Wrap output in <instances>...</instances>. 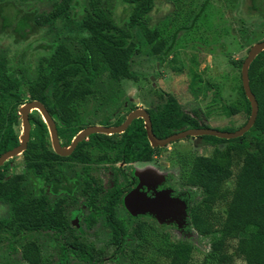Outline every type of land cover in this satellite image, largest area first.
I'll return each mask as SVG.
<instances>
[{
	"label": "trees",
	"instance_id": "trees-1",
	"mask_svg": "<svg viewBox=\"0 0 264 264\" xmlns=\"http://www.w3.org/2000/svg\"><path fill=\"white\" fill-rule=\"evenodd\" d=\"M208 3L209 0L202 3L189 27L178 31L190 30ZM154 4L155 0H0V156L19 145L14 127L20 123L19 108L30 101L44 105L55 122L62 146L70 145L87 126H107L106 107L121 94L115 85L139 77L130 68L140 48L134 28L142 29L150 51L160 64L168 61L174 47L176 32L166 47L160 31L150 26L149 15ZM118 7L128 11L126 18L116 16ZM178 62L179 56L173 54L168 61L172 72L181 70V65L174 66ZM241 65L242 61L236 63L239 69ZM248 78L258 105L254 124L233 140L200 137L214 146L228 142L235 146L223 150L215 147L210 156L194 158L184 178L185 185L198 188L201 203L206 207L225 204L226 216L220 219L215 218L219 212L208 215L199 204L192 203L188 210L190 225L199 236L220 235L212 240V252L207 255L206 264H234L236 260L264 264V50L250 64ZM204 86L218 96L220 88L209 82ZM237 92L239 98L227 110L231 116L238 113L245 116L240 129L246 124L251 108L242 85L237 87ZM87 99L94 100L95 105L87 111L90 119L86 126L87 121L81 116ZM134 109L130 105L127 113ZM99 112L102 117L96 118ZM147 114L153 134L159 139L174 134L172 128H208L184 114L172 97H168L163 107L147 110ZM123 119L120 117L117 124ZM29 123V141L21 153L26 161L25 172H5L15 157L0 166V202L8 210L6 217L0 215V240L3 231L13 238L28 237L23 256L34 259L39 256L40 248L32 236H50V232L63 235L68 225L64 205L69 199L73 204L78 199L75 195L80 194L88 208L97 207L95 201L100 191L88 169L69 170L68 161L80 160L85 146L102 152L101 158L109 157V150L115 151L113 160L125 162L150 161L159 148L149 145L143 121L137 119L118 140L117 135L108 140L107 135L92 134L90 145L81 142L70 156L61 157L51 149L49 133L40 115L30 113ZM238 129L229 127L222 131ZM231 178L233 188H225ZM114 195L111 203L102 208L115 205L120 192ZM107 197L103 199L106 201ZM193 200L192 195L190 201ZM102 224L111 229L112 240L129 239L123 218L106 216ZM137 231L142 232L141 226L134 232ZM222 232L235 241L234 246L224 243ZM186 248L180 244L170 264H184L185 256L182 260L179 257Z\"/></svg>",
	"mask_w": 264,
	"mask_h": 264
},
{
	"label": "rangeland",
	"instance_id": "rangeland-1",
	"mask_svg": "<svg viewBox=\"0 0 264 264\" xmlns=\"http://www.w3.org/2000/svg\"><path fill=\"white\" fill-rule=\"evenodd\" d=\"M204 1L155 0L154 8L149 15L150 26H155L160 31L166 40V47L171 44L173 34L177 33L172 52L168 55V61L173 54H177L179 62L174 66L180 67L181 65V70L172 72L168 61L163 64L158 63L157 56L150 51L142 29L135 27L134 36L139 42L140 48L133 56L130 68L139 77L136 80L124 79L115 85L121 94L115 103L107 105L105 113L111 118V122H114L118 117H124L130 105L135 107V110L156 109L163 107L168 97H172L180 106L181 111L195 119L199 126L204 125V127L222 131L229 127L238 129L243 124L245 116L242 113L231 116L228 114L227 108L239 98L237 87L241 85V75L236 63L240 61L243 63L250 48L254 44L264 41V0H209L193 27L188 31H178L191 25ZM127 13L128 11L125 12L123 7H118L115 10L119 19L126 18ZM206 82L220 88L219 97L211 90L207 91L204 86ZM93 101L87 99L85 107L82 109L84 112L81 117L82 120L87 121L86 126L87 119H90V114L88 115L87 111H90L95 105ZM31 113L42 117L38 111L33 110ZM101 115L102 113L99 112L95 117L101 118ZM14 129L20 137L23 133L21 119ZM228 146L234 147L235 143L228 142L214 146L200 137H188L158 149L156 158L149 165H145L156 176H160L158 172V167H161L160 162L168 163L171 167L163 172L160 171L163 176L174 175L177 182H174L175 190L172 194L185 196V199H182V204L186 209L177 218H170L165 222L157 217L152 220L156 231L152 230V233L155 231L153 233L155 236H151L150 239L169 250L166 257H172L171 252L177 246L176 242L189 241L193 245L196 243L197 246L211 245L214 237H220L219 234L199 236L196 229L190 225L187 217L188 208L192 203L199 204L208 215L212 212H219L220 214L215 218L220 219L226 216L225 204L219 203L206 207L204 203H201V194H199L198 188L185 185L184 178L194 158L208 157L215 147L223 150ZM231 156L233 157V152H231ZM25 162V157L20 154L6 167L5 172L7 174L23 173L25 172ZM140 165L133 164L131 167V172L134 175L142 171ZM236 167L232 170L234 173ZM178 177L181 179L180 183ZM224 186L232 189L233 178L228 180ZM133 194L131 192L126 197V204L124 203L126 209L129 208V199ZM191 194L194 195L193 202L188 199ZM1 205L4 206V204ZM1 213L4 216L7 215L4 209H1ZM211 221L216 220L211 219ZM3 235L9 240L7 231H3ZM221 235L226 238L224 243L235 245V241L231 240V237H227L226 233L222 232ZM32 237L40 244H45L49 240L45 235ZM27 240H29L28 237L23 238L22 242ZM48 251L49 249H46L45 256L48 255ZM230 252L228 250V253ZM204 253L205 250L200 252L198 249V252L193 254L194 258L191 264H201ZM168 262L167 260L163 264H168ZM234 264L245 263L236 260Z\"/></svg>",
	"mask_w": 264,
	"mask_h": 264
},
{
	"label": "flooded vegetation",
	"instance_id": "flooded-vegetation-1",
	"mask_svg": "<svg viewBox=\"0 0 264 264\" xmlns=\"http://www.w3.org/2000/svg\"><path fill=\"white\" fill-rule=\"evenodd\" d=\"M147 110L150 109H145L144 111L147 113ZM131 112L126 113L122 123L126 120L127 116ZM119 118L120 117H118L114 122H111V118L109 117V124L102 127H116L121 125L122 123L117 124ZM172 129L174 131V134L182 132L184 130H190L186 129L185 126ZM121 134L122 133L104 135L108 136V140L113 135H117L115 139L118 140L119 135ZM90 136L84 139L82 143L90 145ZM70 145L62 146L60 143L61 147H70ZM89 153L91 154L89 155ZM102 155L103 153L99 152L95 148L91 149L85 146V150L81 154L80 160H74L70 162L68 161V163H70L69 170L77 172L81 170L85 172V170L88 169V173L93 178V182L96 183L95 185L97 187V190L100 191V194L99 196H97L95 201V204L97 206L96 209L88 208L87 205L83 203V199L85 197L80 194L75 195V197L78 199L73 204H70L69 199L68 202H66V204L64 205V215L68 225L67 228H65L63 235H56L53 232H50V236H47L49 240L45 244H40L36 241V245H39L40 250L39 256L34 259H28L27 257L23 256V249L28 241L23 243L20 236L13 238L10 235L9 240H7L8 237L6 239L5 235H3L2 232V238L0 240V264H163L167 260L169 261L168 264H170L171 258L174 256V253L177 251L180 244L187 246L186 252L179 257V259L182 260L185 256L186 259L184 261V264L192 263L194 258L193 254L195 252H198V249L200 252H204L205 250V253L203 254L201 259V264H206L205 259L207 255L212 252V244H198L199 246H197L196 243L193 245L189 241L176 242L177 246L174 247L171 252L173 255L171 258H168L166 257V255L169 250L163 248V246H161L158 242H155V244L150 239L151 236H155V234L153 233L156 231V226L154 227V225L152 224V220H154L157 216L150 213L145 215H138L135 213V211L132 210V208L129 207L126 209L124 207V203L126 204L125 201H127L126 197L131 192H133L134 194L140 193L149 198H155L159 193L169 191V196L171 198L180 200L182 202V199L185 197L183 194H176L177 196H174L172 194L175 190V187H173L174 182H177L174 178V175L170 174L168 176L164 174L165 176H163L162 173L163 170H166L171 166L168 165V163L160 162L161 167L165 168L162 169L161 167H158L160 176H156L155 173L152 172L150 176H147L146 178L141 180L139 178V175L143 173L146 174V172H151L150 168H148V166L146 167L145 165H149L150 162L154 158H156V155H154L152 160L150 161L140 162H125L122 160L114 161L113 158L115 155V151L110 150L107 153L109 157L101 158ZM133 164H141L140 166H142V171L139 174L134 175V173L131 172V167L133 166ZM160 170H162V172ZM180 181L181 179L178 177V182L180 183ZM109 192L112 193V195L107 197L106 194ZM115 192H120L119 197L115 199L117 200V202L115 201V205L110 209L102 208V205L111 203L115 196ZM102 193L103 195L101 196ZM192 195L193 194H191L190 198H188L189 200L192 198ZM105 196L107 197L106 201L103 199V197ZM1 204L4 203L0 202V215L6 217L7 215H2L3 212L1 213V209H4V211L6 210V212L8 213L7 207L5 204L4 206ZM180 214H182V212ZM106 216H114V218L116 219L120 217L123 218V221L127 223V233L130 235L129 239H125L123 241L112 240V237L109 236L111 229L108 226L102 224ZM178 216L179 214H177V216L173 218H177ZM187 217L189 218V214ZM166 220L162 221L165 222ZM140 226L142 232H134L136 229L138 230ZM80 228H82V230H80ZM152 230L155 231L152 233ZM46 249H49L47 256L44 255Z\"/></svg>",
	"mask_w": 264,
	"mask_h": 264
},
{
	"label": "water",
	"instance_id": "water-1",
	"mask_svg": "<svg viewBox=\"0 0 264 264\" xmlns=\"http://www.w3.org/2000/svg\"><path fill=\"white\" fill-rule=\"evenodd\" d=\"M264 50V41L258 42L254 44L250 50L246 58L244 59L241 69V85L243 92L250 103L251 113L250 116L244 126L234 132H224L216 129L210 128H196L190 130H184L182 132L176 133L164 139L157 138L152 131V125L148 114L144 110H134L132 111L126 118V120L119 126L116 127H102V126H89L85 129L81 130L71 142L70 147H61L58 136L56 125L52 117L49 115L48 111L44 107L42 103L39 101H30L25 103L23 106L19 108L20 119L23 123V133L19 137V145L5 152L0 156V166L4 164L8 159L19 156L22 152L26 150L27 143L29 141L30 134V123H29V114L35 110L41 114V118L43 122L46 124L49 137L51 140V146L56 155L61 157L69 156L78 143L82 142L88 136L92 134L102 133V134H120L123 133L130 123L138 118H141L144 122V129L147 136V139L152 148H162L167 145L172 144L178 140L184 139L186 137H202V136H211L218 139L231 140L241 137L245 134L254 124L258 105L254 95L252 94L249 86V78H248V69L252 61ZM152 172H146L139 175V178L143 180L147 176H150ZM129 207L132 208L138 215L152 214L160 218L161 220H166L169 218L176 217L177 214L185 211V206L182 204L180 200L171 198L169 196V191H164L159 193L155 198L146 197L143 194L135 193L129 199Z\"/></svg>",
	"mask_w": 264,
	"mask_h": 264
}]
</instances>
